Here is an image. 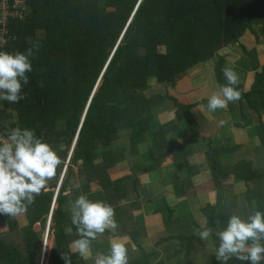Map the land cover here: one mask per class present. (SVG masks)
Segmentation results:
<instances>
[{
  "label": "trees",
  "instance_id": "obj_1",
  "mask_svg": "<svg viewBox=\"0 0 264 264\" xmlns=\"http://www.w3.org/2000/svg\"><path fill=\"white\" fill-rule=\"evenodd\" d=\"M28 4L26 21L14 24L15 38L4 51L25 52L32 47L29 40L38 43L39 50L30 57L32 71L27 73L29 83L22 90L25 98L18 103L0 100V112L8 111L15 118L12 127L0 120V130L6 134L15 127L29 128L52 145L63 160L56 179L64 172L65 161L78 136L61 188L56 193L42 192L28 207L41 218L43 226L17 242L6 243L0 235V263L7 264L8 260L12 264H38L35 259L41 235L56 198L49 229L55 237L49 264H65L62 254L70 264H84L83 259L75 261L78 254L69 248L73 240L80 238L71 223L69 201L86 194L93 201L111 204L115 213L124 208L123 213L130 212L133 218V209L119 202L127 199L132 206L141 205L140 195H130L136 190V180L131 175L113 179L110 171L117 170L127 157L138 155L139 145L147 142L153 143L151 157H162L167 138L159 135L157 141H152V133L159 127L153 108L157 101L172 97L160 94L156 101L147 92L160 84L176 85L180 76L220 54L225 56L229 46L245 49L241 42L245 34L257 35L253 26L264 23V0H28ZM40 31L43 37L34 39ZM121 33L123 37L114 51ZM223 61L217 68L218 85L226 84ZM236 88L241 93L238 101L247 100L257 113L264 109V67L256 73L249 92L239 83ZM175 103L180 119L187 118L191 123L193 137L199 135L200 128L192 113H188L189 117L182 114L193 105L177 100ZM122 135L128 137L129 143L122 144ZM207 156L219 186L222 181L217 180L218 175L219 179L235 176L245 182L264 179V173L246 168L244 162L229 172L221 169L215 151ZM74 166H79V177L88 181L79 188H72L70 183L75 176ZM54 187L56 183L47 188ZM250 190L246 193L249 199L264 196ZM182 191L186 195L184 188ZM257 210L264 212V201ZM169 211L173 213L170 206ZM208 216L207 226H217L218 217ZM0 218H9L13 230L18 229L17 219L12 221L6 215ZM179 238L183 248L191 250L197 237ZM146 257L140 258L139 264H145ZM233 259L235 264H241L235 257L227 264H233Z\"/></svg>",
  "mask_w": 264,
  "mask_h": 264
},
{
  "label": "crops",
  "instance_id": "obj_2",
  "mask_svg": "<svg viewBox=\"0 0 264 264\" xmlns=\"http://www.w3.org/2000/svg\"><path fill=\"white\" fill-rule=\"evenodd\" d=\"M253 28L257 35L251 32L245 34L247 37V39L245 38L247 43L243 44L245 49H234L235 55L232 52L230 54L231 58L238 57L237 61H232L234 64L232 68L238 74V83L244 87L245 92H249L252 89L256 73L261 72L263 70L262 66L264 67V42L257 45L253 39V37H256L257 41H259L260 34L264 33V23L254 25ZM261 41H264V38ZM227 49L225 50L227 51ZM258 57H260V60H258ZM242 58H244V62L239 64ZM203 66L204 64L199 65V67ZM195 69L197 68L191 71L193 72ZM186 74L180 76L174 86L160 84L150 88L151 90L154 87H162L161 89L169 90L170 92L161 94L172 97V99L165 101H157L156 99L160 94L153 96V99L155 98L157 101L153 112L159 121L158 129L160 132L158 129L153 131L152 141H157L159 135H165L167 138L165 149L161 152L162 157L153 159L149 152L153 143L147 142L139 145L138 155L127 157L126 161L121 163L117 170L112 169L110 171L113 179L131 175V177L135 178L136 184L138 183L137 176L140 174L148 175L147 180H149L150 186L146 185V198L144 199L140 196L141 205L129 206L136 212V215H133L132 218L130 217V212L123 213L124 208L117 211L115 213V219L119 220L117 231L115 233H107L108 235L104 233L92 242V258L84 259L77 255L78 257L75 261L83 259L84 264H94L97 253L107 254L109 252L110 246L108 247L109 244H105L109 243L108 241L111 238H114V236H126L128 238L126 244L128 248V264H139V260H142L140 258L145 256L149 258L148 261L146 257L145 264H222L215 257V251L219 245V239L216 235L217 230L223 229L228 220L226 217L234 214L247 219L254 209L257 210L259 203L264 201V196L251 197V199L246 196V193L251 191L250 189L264 195V179L245 182L235 176L219 179L220 176L218 175L217 180L222 181V185L219 186L216 184L207 156L208 153L215 151V155H218L219 165L224 171L243 161L246 164V168L250 166L257 174L264 173V109L257 113L251 108L247 100H241L230 102L226 109H217L215 112H209L207 109L208 101L205 106L202 99L204 97L208 99L210 97L209 92L217 90L219 81H213L211 75L212 90L211 88L205 90V87L200 88L197 86L194 79ZM223 80L226 82L225 79ZM174 99L184 105H193L190 111L185 110V113L182 114L189 117L188 113H192L198 123L204 124L203 126L197 124L200 126L199 135L193 137V133L189 128L191 123L187 121V118L183 121L180 119ZM205 115H208V118ZM1 117L8 120V124L15 119L11 118L10 112L4 110L0 112V120ZM204 120L208 122L204 123ZM185 124L188 126L189 131H187ZM192 125L194 127L197 126L196 124ZM76 142L77 138L73 142L69 158L72 156ZM159 143H163V140H160ZM165 165H167L166 172L163 171ZM153 173L157 174V176L159 174L164 182L160 191L152 189L157 182ZM78 174L77 170L72 180L77 178L80 185L72 188H79L88 182L86 178L79 177ZM172 175H174L173 180L176 183L181 179L184 180L182 188L186 190V196L182 199L178 200L175 193L171 195L173 199H169L165 195L167 194V187L165 186L167 183L165 182L168 181L170 183V179L166 180V178ZM131 182L130 180L129 183L131 184ZM62 184L60 181L59 188H61ZM136 184L134 185L136 186ZM50 186L49 184L48 187ZM241 186H243V190L236 189ZM189 189H195V193L189 192ZM46 190V192L51 191L50 188ZM132 193H135V191ZM181 193H183L182 189ZM155 194L158 197H162L161 202L154 197ZM54 199L56 200V198ZM55 200L53 202L55 203L54 208L56 207ZM123 200V202L122 200L119 202V205L128 204L129 200ZM178 205L179 207L176 208ZM169 206L173 209L172 214L169 211ZM67 209L71 215L69 203L67 204ZM210 213L218 217V223L217 226H213L214 229L210 238L206 241L201 240L196 235L195 230L200 227L198 221L201 217H206L208 221ZM161 214L162 219L160 220H164V225L158 223L159 219L157 218ZM33 216H35L34 211L27 209L25 213L12 217V221L15 219L19 221L18 229L15 231L9 218H0V235L3 236L5 242H13L14 237L20 240L26 235H33L35 231H32L31 227L34 219H36ZM50 216L51 211L48 215L49 219ZM221 218H225V220H221ZM38 221L40 222L41 220ZM42 234L45 233L43 232ZM49 236L50 234H48V240ZM180 236L197 237L194 243L190 245L191 250L183 248V241L179 238ZM22 245L23 243L21 242ZM103 245H105V248ZM39 249V254H41L40 245ZM137 252L138 254L136 255ZM131 256L134 257L132 258ZM44 257L45 255L42 254L43 259ZM7 264L12 263L7 260ZM233 264H235V259H233ZM241 264H248V262L241 261Z\"/></svg>",
  "mask_w": 264,
  "mask_h": 264
},
{
  "label": "clouds",
  "instance_id": "obj_3",
  "mask_svg": "<svg viewBox=\"0 0 264 264\" xmlns=\"http://www.w3.org/2000/svg\"><path fill=\"white\" fill-rule=\"evenodd\" d=\"M29 43L32 47L25 52L0 51V100L18 103L25 98L22 90L29 83L27 73L32 71L30 57H34V52L39 50L38 43L30 40ZM222 71L226 84L218 85L208 98L209 112L226 109L230 102L241 98L236 88L238 74L228 66ZM62 164V158L52 145L37 137L29 128L15 127L0 137V215L15 217L25 213L35 198L46 191L49 181L56 176ZM69 205L71 223L80 237L73 240L69 248L80 257L90 259L93 256L92 241L106 231L115 233L119 228L115 208L103 200L93 201L86 194L70 200ZM51 220L52 213L51 219L48 218L50 225ZM198 223L200 227L195 230L196 235L201 240H208L213 230L207 226V218L201 217ZM68 232L71 233L72 229L69 228ZM216 235L219 245L215 257L222 264H227L233 257L248 264H261L264 261V244L260 242L264 240V212L254 209L247 219L232 215ZM127 240L126 236L111 238L109 252L97 253L94 264H128ZM45 253L44 248L43 255ZM62 258L65 264H70L68 257L62 254Z\"/></svg>",
  "mask_w": 264,
  "mask_h": 264
},
{
  "label": "rangeland",
  "instance_id": "obj_4",
  "mask_svg": "<svg viewBox=\"0 0 264 264\" xmlns=\"http://www.w3.org/2000/svg\"><path fill=\"white\" fill-rule=\"evenodd\" d=\"M134 13V12H133ZM133 15V14H132ZM124 32V31H123ZM122 34V33H121ZM121 34H120V36L118 37V43H117V45L115 46V48H114V51L116 50V47L119 45V43H120V41H121V38L123 37V34H122V36H121ZM43 32H36V34L33 36V38L35 39V38H42L43 37ZM32 38V39H33ZM245 38V37H244ZM264 38V33H262V34H260V39H259V41H261L262 39ZM246 39H247V37H246ZM253 39L256 41V44L257 45H260L261 43H263L264 41H261V42H259V41H257V39H256V37H253ZM241 41V40H240ZM241 42H243V44L244 43H247V41H245L244 39L241 41ZM238 46H229L228 47V49H227V51L225 50L224 51V54H226L225 56H222L221 54L219 55V56H217L215 59H213L212 61H210V62H208V63H205L204 64V66L203 67H196L197 69H195V70H193V72L191 71L190 73H188V74H186V75H188L189 77H191V78H193L194 79V81H195V84L197 85V86H199L200 88H203V87H205V90H207V88H211V90H212V86H211V75H212V80L214 81L215 80V82L216 81H219V79H218V76H217V68L220 66V64H221V61H225V63H223L224 64V67H226V66H228V67H232V66H234V64H233V60H238V57H233V58H231V56H230V54H231V52L235 55V53L236 52H234L233 50L234 49H236V50H238ZM113 51V52H114ZM239 52V51H238ZM227 56V57H226ZM228 56H230V57H228ZM241 56V55H240ZM224 57H226V59H223ZM258 60H260V57H258ZM223 61V62H224ZM235 61V62H236ZM244 62V58H242L241 60H240V62H239V64H242ZM123 64H126V59H123ZM223 64H222V66H223ZM262 68H263V66H262ZM214 73V74H213ZM100 84V83H99ZM162 88V87H161ZM161 88H159V87H154V88H152L149 92H147V95H149V96H151V97H153V96H155V95H157V94H168L170 91L168 90V91H166V90H164V89H161ZM207 92H209V91H207ZM206 92V93H207ZM210 93V96L213 94V92H209ZM202 101L205 103V106H206V103H207V101H208V99H205V97H204V99H202ZM199 103H200V101H199ZM164 107V106H163ZM164 109V108H163ZM168 110V109H167ZM9 111H11V110H9ZM161 111V110H160ZM157 114V113H156ZM167 116V115H166ZM207 118H208V115H205ZM158 117H159V115H158ZM1 121H2V123L3 124H5V125H9V127H12V125H11V123L14 121V119L13 120H11L10 121V124H8L9 122H8V120H6V119H4V118H2L1 117ZM208 121L207 120H204V123H207ZM186 125V124H185ZM198 125H200V126H203L204 124H202L201 122H199L198 123ZM200 126H199V128H200ZM186 128H187V131H189L188 130V126L186 125ZM0 132H1V134H2V136L3 135H5L1 130H0ZM126 135V134H125ZM125 135H122L121 136V138H123L122 140H123V143L122 144H127V143H129V141H128V137L127 138H125ZM66 161H68V164H70V160H66ZM241 162H243V161H241ZM240 162H238L237 164H239ZM237 164H235L234 166H232V167H230L229 168V172H231L232 170H233V168L237 165ZM79 169V166H74L73 167V169H72V172L73 173H77V170ZM63 170H65V169H63ZM163 171L164 172H166L167 171V165H165L164 167H163ZM63 173L64 172H62L61 173V175L59 176V178L58 179H56V178H53V179H51L50 181H49V183H48V186H49V184L50 185H52V184H54V183H56V187L54 188V189H50V190H54V192L55 191H57V189H58V187H59V183H60V181L62 182L63 181V178L64 179H66V176H67V174H68V171H67V174H66V176L65 177H62V175H63ZM164 175H165V173H163ZM213 174V173H212ZM153 175H154V178H156V180H157V182L155 183V185L153 186V188L152 189H157L158 191H160L161 190V186H162V184L164 183L163 181H162V179H161V176L160 175H158L157 176V174H155V173H153ZM170 175V174H169ZM173 176L174 175H172V176H168L167 178H166V180H168V178L170 179V183L168 182V181H166L165 183H167V184H165V186L167 187V194H165L169 199H173V197L171 198V195L172 194H174L175 193V196H176V198L179 200V199H182L184 196H186V195H184L183 193H181V189H182V187H183V185H184V180H180L179 182H175L174 180H173ZM148 179V175H145V174H143V175H139V176H137V180H138V183L136 184V195L138 194V195H140L141 196V198H146L145 197V188L147 187L146 185H149L150 186V184H149V180H147ZM71 187H75V186H79L80 185V182L78 181V179L76 178L75 180H71ZM172 184H173V186H172ZM196 184H198V183H196ZM143 185V186H142ZM255 186H258V185H255ZM174 188V190H173V188ZM97 187L96 186H94V189H96ZM257 188V187H256ZM236 189H242L243 190V186H241V187H237ZM47 191V190H46ZM189 192L191 191V193H195V189H189L188 190ZM208 196V195H207ZM131 197H133V198H135L136 196H135V193H132V195H131ZM154 197L156 198V199H159V201L161 202V200H162V197H158L157 196V194H155L154 195ZM124 200H122V202H123ZM123 205H129V206H132V203L130 202V201H128V204H123ZM177 207H179V205L178 206H176V208ZM211 214V213H210ZM209 214V215H210ZM132 215V214H131ZM133 215H136V212H134L133 211ZM36 216V215H35ZM35 216H33L34 218H36L37 219V216L35 217ZM130 217H132V216H130ZM48 218V217H47ZM29 220H33V219H30V218H28ZM34 219V223L32 224V227H31V230L32 231H37V230H39L40 229V223H41V225L43 226V222H42V220H41V218H39V219ZM157 219H159V221H158V223L159 224H161V225H164L165 223H164V220H160V219H162V214H161V216L160 217H158ZM36 220V221H35ZM38 220H41L40 222L38 221ZM19 222V221H18ZM47 224H48V219H47ZM47 224H46V228H45V230H44V233L45 234H42L41 235V244H40V246H41V249H42V253L41 254H39L37 257H36V259H35V261L37 260V262H38V264H48L49 263V253L51 252V248L54 246V233L52 232L51 233V235H50V237H49V241H48V244H47V238H48V229H47ZM30 225H31V222H30ZM214 229V227L212 228V230ZM29 231V230H28ZM13 241H15V242H17L18 241V238L17 237H14V239H13ZM219 242V241H218ZM262 244L264 243V240H262V241H260ZM48 246H47V245ZM197 245V244H196ZM44 248L46 249V255H45V257H44V259L42 258V254H43V251H44ZM186 248V247H185ZM22 252H23V254L24 255H26V250L25 249H22ZM77 254V253H76ZM138 254V252L136 253V255ZM79 255V254H78ZM72 257V256H71ZM132 258L134 257V256H131ZM42 261H43V263H42Z\"/></svg>",
  "mask_w": 264,
  "mask_h": 264
},
{
  "label": "built area",
  "instance_id": "obj_5",
  "mask_svg": "<svg viewBox=\"0 0 264 264\" xmlns=\"http://www.w3.org/2000/svg\"><path fill=\"white\" fill-rule=\"evenodd\" d=\"M28 5H29L28 0H0V51H4V48L7 47L11 41L14 40L16 35L13 30L14 24L17 23L18 25L26 21V18L28 16V9H29ZM0 137H2L1 132H0ZM69 157L70 154L67 158L68 160H70ZM68 165H69L68 161H66L64 166L65 169L64 173ZM64 173L62 177H64ZM49 228H50V224H48L47 226L48 231Z\"/></svg>",
  "mask_w": 264,
  "mask_h": 264
},
{
  "label": "water",
  "instance_id": "obj_6",
  "mask_svg": "<svg viewBox=\"0 0 264 264\" xmlns=\"http://www.w3.org/2000/svg\"><path fill=\"white\" fill-rule=\"evenodd\" d=\"M78 136V135H77ZM77 138V137H76ZM54 209V203L52 205V208H51V213L53 212L52 210Z\"/></svg>",
  "mask_w": 264,
  "mask_h": 264
},
{
  "label": "bare ground",
  "instance_id": "obj_7",
  "mask_svg": "<svg viewBox=\"0 0 264 264\" xmlns=\"http://www.w3.org/2000/svg\"><path fill=\"white\" fill-rule=\"evenodd\" d=\"M49 237H50V236H49ZM48 241H49V240L47 239V244H48ZM47 244H46V245H47ZM47 246H48V245H47ZM45 255H46V253H45Z\"/></svg>",
  "mask_w": 264,
  "mask_h": 264
}]
</instances>
